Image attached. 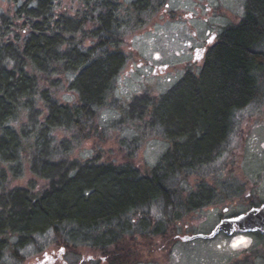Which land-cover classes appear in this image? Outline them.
I'll use <instances>...</instances> for the list:
<instances>
[{
	"label": "trees",
	"instance_id": "1",
	"mask_svg": "<svg viewBox=\"0 0 264 264\" xmlns=\"http://www.w3.org/2000/svg\"><path fill=\"white\" fill-rule=\"evenodd\" d=\"M119 1L76 0V9L65 10L58 0H13L11 13L0 15V169L7 165L15 174L23 160L48 180L39 191L1 188L0 262L6 251L19 257L48 233L65 250L70 236L91 237L98 251L113 248L130 234L142 206L172 207L179 175L204 174L230 134L234 113L257 99L264 81V0H249L245 17L206 52L199 75L187 74L161 98L160 120L170 121L172 134L156 118L154 130L171 148L153 168L142 173L129 153L120 164L92 159L53 179L56 166L45 153L57 149L54 133L69 132L74 143L100 135L94 121L126 63ZM165 2L133 0L125 21L153 18ZM62 77L77 94L75 105L52 94ZM159 231L157 224L138 235Z\"/></svg>",
	"mask_w": 264,
	"mask_h": 264
},
{
	"label": "rangeland",
	"instance_id": "2",
	"mask_svg": "<svg viewBox=\"0 0 264 264\" xmlns=\"http://www.w3.org/2000/svg\"><path fill=\"white\" fill-rule=\"evenodd\" d=\"M75 1L58 0L65 10L76 9ZM132 1H119L126 63L94 121L100 135L74 143L69 132L54 133L57 149L45 153L56 166L54 173H49L53 179L63 173L75 174L76 166L92 159L120 164L129 153L142 173L153 168L171 148L154 130V118L162 117L165 105L161 98L187 74L199 75L206 52L226 28L245 17L249 0H165L156 14L150 11L153 18L145 17L140 24L128 18L125 21V15L129 16L126 7ZM12 2L0 0V15L11 13ZM14 31L13 27L11 34ZM11 37L17 38L15 32ZM57 80L62 88L52 94L61 103L75 105L78 97L67 90L69 81L63 77ZM36 105L43 118V106L40 102ZM230 131L216 161L203 175L178 176L172 207L146 208L147 218H134L130 234L120 239L116 248L126 258L116 264H264V235H243L246 238L237 247L232 240L241 237L239 232L234 238L232 232L209 240L183 241L186 236L209 234L221 220L264 204V81L257 99L234 113ZM20 162L22 168L15 174L3 168L7 165L0 169L1 205L6 199L1 188L39 191L48 183L33 174L27 161ZM201 186L210 195L208 199L201 198ZM190 199L197 205H191ZM199 200L203 202L198 204ZM157 224L159 234L142 235ZM71 237L70 249L65 250L54 243L53 233H48L33 247L19 252V257L6 251L0 264H109L110 258L107 262L99 259L103 253L94 249L91 237Z\"/></svg>",
	"mask_w": 264,
	"mask_h": 264
},
{
	"label": "water",
	"instance_id": "3",
	"mask_svg": "<svg viewBox=\"0 0 264 264\" xmlns=\"http://www.w3.org/2000/svg\"><path fill=\"white\" fill-rule=\"evenodd\" d=\"M235 229H238L242 232H258L264 235V204L260 207L252 208L246 214L222 220L213 233L205 237L212 238L220 231L231 234Z\"/></svg>",
	"mask_w": 264,
	"mask_h": 264
},
{
	"label": "flooded vegetation",
	"instance_id": "4",
	"mask_svg": "<svg viewBox=\"0 0 264 264\" xmlns=\"http://www.w3.org/2000/svg\"><path fill=\"white\" fill-rule=\"evenodd\" d=\"M216 43V41L214 42V44ZM214 44H212V45H214ZM211 45V46H212ZM210 46V47H211ZM205 59V58H204ZM128 229H130V227H127ZM215 230V229H214ZM213 230V231H214ZM213 231L211 232V233H209V234H198V235H196V236H202V237H197L196 239H207V240H209V239H211V238H207V237H205V236H209V235H211L212 233H213ZM238 232L239 233H241V235H238V236H243V235H249V234H257V235H261L260 233H242V232H240V231H234L230 236H233V237H237V236H234L235 234H238ZM145 233H147V232H145ZM224 233V234H223ZM221 234H223V235H225V232H219V233H217L214 237H216V236H218V235H221ZM227 234V233H226ZM192 237H195L194 235L193 236H186L184 239H183V241L184 242H188V241H193V240H191L190 238H192ZM213 238V237H212ZM196 239H194V240H196ZM178 240V239H177ZM178 241H182V240H178ZM118 243H119V241H117L114 245H112V246H114L113 248L110 246V248H102V250L100 251V252H102L103 254L101 255V258H99V259H102L101 261L102 262H107V260H109V258L111 259L110 261H108V263L109 264H116V262H118L119 260H121L122 258H126V256L124 255V254H121L120 252L121 251H119V250H117L116 248H117V245H118ZM107 259V260H106Z\"/></svg>",
	"mask_w": 264,
	"mask_h": 264
},
{
	"label": "bare ground",
	"instance_id": "5",
	"mask_svg": "<svg viewBox=\"0 0 264 264\" xmlns=\"http://www.w3.org/2000/svg\"><path fill=\"white\" fill-rule=\"evenodd\" d=\"M181 82V81H180ZM179 83V82H178ZM177 83V84H178ZM176 84V85H177ZM175 85V86H176ZM262 85H263V82L260 84V86L262 87ZM174 86V87H175ZM173 87V88H174ZM172 88V89H173ZM172 89H170V90H172ZM260 91H261V88H260ZM161 117V116H160ZM160 117H158V116H156V120H157V124L159 125V127L161 126V125H164V128H165V134H167V135H170V134H172V129L170 128V123H169V121L167 120V121H163V120H160V119H162V117L160 118ZM154 122H155V120H154ZM155 123H153V125H154ZM231 128V127H230ZM231 132V131H230ZM205 191V190H204ZM201 195H203V196H201V198H203V200L206 198V199H208L209 198V194L208 193H206V192H202L201 193ZM193 201H191V205H195V203H192ZM153 206H155V207H162L163 206V202L162 201H157V202H155V204H150V203H147V204H145L144 206H142L141 207V209H139V211L137 212V213H139L144 219L145 218H147V215H146V213H144V209H146V208H148V209H150V208H152ZM171 218H173V219H175V218H177V216H175V215H172L171 216ZM149 221V220H148ZM131 226H134L133 225V223L129 226V227H131ZM234 238V237H233ZM245 238L246 237H238V238H236V239H234V240H232V242H233V246H235V247H237V246H239L240 244H242V241H244L245 240Z\"/></svg>",
	"mask_w": 264,
	"mask_h": 264
}]
</instances>
